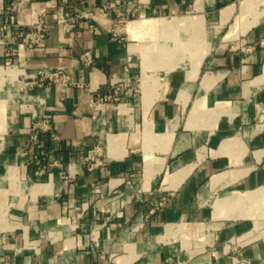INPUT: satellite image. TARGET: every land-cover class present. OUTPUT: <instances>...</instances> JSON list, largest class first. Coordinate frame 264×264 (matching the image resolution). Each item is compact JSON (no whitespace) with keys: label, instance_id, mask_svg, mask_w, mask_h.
Masks as SVG:
<instances>
[{"label":"crops","instance_id":"obj_1","mask_svg":"<svg viewBox=\"0 0 264 264\" xmlns=\"http://www.w3.org/2000/svg\"><path fill=\"white\" fill-rule=\"evenodd\" d=\"M13 1L0 0V264H264V0H23L10 19ZM60 10L92 15L70 36ZM41 19L39 46L3 36ZM58 69L73 84L28 85ZM43 119L52 129L19 155Z\"/></svg>","mask_w":264,"mask_h":264},{"label":"built area","instance_id":"obj_2","mask_svg":"<svg viewBox=\"0 0 264 264\" xmlns=\"http://www.w3.org/2000/svg\"><path fill=\"white\" fill-rule=\"evenodd\" d=\"M70 1L75 0H63V5L70 3ZM83 1V0H80ZM23 0H15L9 6L10 19L13 18V14L20 5ZM63 8V6L61 7ZM91 13H86L83 15H73L67 11H58L53 13V17L55 19V24L60 26L65 34L73 36L77 29V21L83 17L89 18L91 17ZM126 19L124 17L119 18L117 22L114 24L112 28V37L117 38L119 35V27L124 24ZM11 28L14 29V32L3 28V36L8 39L12 43H21L26 48H34L46 42L49 36V32L51 29V25L45 20L41 19L38 23L33 26L25 27L21 26L17 23H11ZM83 59L86 65H91L93 63L92 55L89 51L83 53ZM73 84L70 75L63 69L58 70H43L39 74L32 76L31 81L28 82V85L33 86L36 84ZM116 95L109 94L105 96L97 95L96 98L92 99L91 106H95V104L99 101H110V100H118L121 95V84L115 86ZM52 129L51 121L48 119H43L40 121H35L32 126V131L27 139V141L19 148L18 154L25 155L30 148L35 146L42 133L48 132ZM101 148L100 146H96L90 150H88V154L86 156V160L88 161L89 167L93 168L96 165L102 163L101 159Z\"/></svg>","mask_w":264,"mask_h":264}]
</instances>
